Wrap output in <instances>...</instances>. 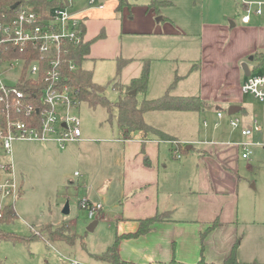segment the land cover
<instances>
[{
	"label": "crops",
	"instance_id": "obj_1",
	"mask_svg": "<svg viewBox=\"0 0 264 264\" xmlns=\"http://www.w3.org/2000/svg\"><path fill=\"white\" fill-rule=\"evenodd\" d=\"M97 1L105 8L88 9V0H78L81 6L73 10L85 11L84 18H90V12L107 9L104 1ZM137 1L129 3L131 6L126 9L123 32L144 41L143 46L137 47L129 54L132 57L126 59H133V70L141 72L145 61L168 64L163 67L165 75L161 72L163 80L160 78L154 83L152 68L155 65H152L147 93H153L150 97H156L154 93H166L179 77L173 95L199 96L212 108L201 113L163 111L145 115L146 118L153 113L162 114L146 120L147 124L176 139L175 143L142 132L125 137L120 131H113V136L104 144L91 146L83 161L77 162L79 169L70 180V188L94 205L103 206L99 224H106L111 230L107 249L119 238L118 254L128 264H168L173 260L197 264L202 255L207 263L224 264L239 239L238 261L262 264L260 249L250 245L245 235L247 228L254 229L264 224V220L255 218L251 210L241 204L244 162L249 158L242 157L238 142L253 135L243 136L242 129H252L257 122L252 121L245 107L242 86L248 77L243 64L248 65L251 75L264 74L263 68H257L253 56L264 53V0H247L263 3L261 14L254 13L256 6L252 8L249 23L242 21L245 7L237 4L235 11L233 0H222L220 6L212 5L200 14L196 9L195 12L183 9L189 16L186 21L193 26L184 24V18L182 21L171 13L164 15L167 20L161 22L148 8L151 0L142 4ZM158 1H168L173 6L164 7L161 12L177 7L170 0ZM119 2L113 9L119 11ZM85 26L88 42L86 23ZM151 37L160 40L156 46L148 42ZM187 38H199L200 42L192 44ZM187 61L194 64L187 77L197 74L198 78L185 83L187 79L180 76V69L175 71L173 66ZM157 98L160 97L150 100ZM231 107L238 109L232 115L229 114ZM219 113L223 114L221 119ZM233 117L241 120L240 128L230 126ZM252 138V145L258 144L254 142L256 137ZM84 142L88 140L83 134L79 143ZM177 143L191 149L180 151L177 157ZM69 151L74 152L72 147ZM75 173L80 176L75 177ZM68 205L66 215L72 212L70 202ZM158 213H170V217L156 223L145 235L131 236L137 233L142 220ZM215 223L217 226L203 240V234ZM96 255L81 260V264H110L98 260Z\"/></svg>",
	"mask_w": 264,
	"mask_h": 264
},
{
	"label": "rangeland",
	"instance_id": "obj_2",
	"mask_svg": "<svg viewBox=\"0 0 264 264\" xmlns=\"http://www.w3.org/2000/svg\"><path fill=\"white\" fill-rule=\"evenodd\" d=\"M102 1L107 4V9L104 12H90V18H84V22L88 27V38L92 41V45L91 53L83 62L82 67L93 73L94 83L104 87L106 97L111 103L115 104L120 98V93L114 89V83L129 84L141 72L138 71L139 69L137 71L133 70V60L124 67L120 77H118V62L120 59L132 57L129 54H133L137 47L143 46L142 42L144 40L141 37L134 38L123 32L128 6L121 9L122 11H118L116 8L113 9L118 0ZM135 1L128 0L129 3H135ZM146 1L138 0L137 4ZM170 1L175 2L174 6L177 7L174 10L164 9L162 11L163 15L167 16L171 13L181 18L182 21V18L185 21L189 19V16L184 14V10L194 11L196 9V12L200 14L212 5L220 6L222 2V0ZM74 2V8L79 9L81 4L78 0ZM233 2L236 11L239 0H233ZM170 7L173 6L167 8ZM93 15L95 16L93 17ZM231 18L235 19L233 16ZM187 21L184 24L194 25ZM102 30L105 32V37L99 38ZM187 39H190L186 41H191L192 44L200 42L199 38ZM159 41L157 38L151 37L148 42L156 46ZM149 63L150 71L152 65H155L152 68V82L154 83L155 80L160 81L162 73L164 72V75L166 73L165 70L163 71V67L168 64H164V62L153 63L151 60H149ZM193 65V63L187 61L179 62V65L173 67L175 71L178 68L180 69V76H184L187 79L185 83H188L198 78L197 74H194L191 78L187 77ZM125 68L127 69L125 70ZM164 93L154 94H156V97H161ZM152 94L147 93L146 98H156L150 97ZM138 98L142 100L143 96L139 95ZM245 107L252 121L256 120L261 127V131L253 133L251 137L238 142V144L245 142L252 144V137H256L254 142H258V144H253L249 148V160L244 162L241 204L243 207L249 208L255 218L264 220V103L247 94L245 95ZM77 113L80 115L81 128L88 142L70 144L66 150H61L55 143L17 142L14 145L13 162L20 183L24 181V193L16 203L17 219L5 225L4 230L26 238H31L35 234H42V237L28 244L2 241L0 243V257L5 264H72L69 259H74V261L81 264V260L101 254L108 250L107 248L110 246L107 243L111 230L106 224L100 223L95 231H88V227L93 220L89 218L86 211L80 209L78 203L82 195L70 188V180L74 179V172L79 169L77 162L83 161L91 146L104 144L108 140L107 138L113 136V131L119 133L117 112L114 110L112 122L108 121V111L102 106L93 108L87 103H82ZM214 113L216 112L214 111ZM157 115L162 114L147 115L145 121H151L152 117ZM225 117L229 118L227 113H225ZM69 147L73 148V153L69 151ZM69 202L72 212L66 215L65 209ZM49 226L54 229L67 226L72 233L78 236L74 245L50 241L46 230ZM245 235L250 245H256V248L260 249L259 258H261V261L259 262L264 264V259H262L264 258V224L251 230L247 228Z\"/></svg>",
	"mask_w": 264,
	"mask_h": 264
},
{
	"label": "built area",
	"instance_id": "obj_3",
	"mask_svg": "<svg viewBox=\"0 0 264 264\" xmlns=\"http://www.w3.org/2000/svg\"><path fill=\"white\" fill-rule=\"evenodd\" d=\"M68 1L69 7L56 8L49 15L22 7L11 21H0V218L16 210L20 197L21 183L13 162L17 142L55 143L65 150L82 141L77 111L83 102L72 75L79 70L76 51L86 43L85 11H74L75 0ZM239 4L246 9L244 23H249L254 6V13H262V2L239 0ZM91 8L105 6L88 0V9ZM242 92L264 103V74L250 75ZM218 117L221 119L223 114ZM230 126L240 128L241 120L231 118ZM260 131L256 122L252 129H242V135L249 137ZM238 146L243 150L242 157L248 159L252 144ZM175 154L180 157L178 149ZM79 176L75 173V177ZM79 207L91 220L101 219V204L94 205L83 196Z\"/></svg>",
	"mask_w": 264,
	"mask_h": 264
},
{
	"label": "trees",
	"instance_id": "obj_4",
	"mask_svg": "<svg viewBox=\"0 0 264 264\" xmlns=\"http://www.w3.org/2000/svg\"><path fill=\"white\" fill-rule=\"evenodd\" d=\"M18 4V7L13 10V6ZM63 0H0V21H11L14 19L16 11L19 8H28L38 13L49 15L54 9L64 7ZM131 6L128 0H120L119 10L124 7ZM172 6L171 2L151 0L148 8L153 10L159 21L164 22L167 18L162 14L161 10L164 7ZM84 32L86 34V26L84 25ZM105 35L102 32L99 38H103ZM92 41L84 43L77 49L75 54V61L79 66V70L76 74L72 75V82L80 92V100L83 103H87L90 107L96 108L98 106L104 107L109 114L108 121L112 122L114 110L117 112V125L120 132L125 136H130L136 132H142L144 134H150L158 137L164 141L176 142V139L163 131L150 126L145 121V115L152 112L163 111H177V112H198L201 113L212 108L207 102L201 99L199 96H187L179 97L172 94V90L176 87L179 77H176L175 81L171 84L167 92L160 98L150 100L146 98L149 81H150V63L145 61L142 72L139 77L134 78L128 85L115 82L113 87L119 91L120 98L113 104L105 95V88L97 85L93 81V73L91 71L83 69V62L88 58L91 53ZM254 60L258 63L257 68L264 69V53H256L253 55ZM133 59H120L118 62L117 76L120 77L122 70L125 66L130 64ZM136 91V95H131L130 92ZM139 95L143 96L142 100H139ZM177 149L179 151L187 152L180 143H177ZM20 197H22L24 191V181L20 184ZM17 211L15 209L9 210L3 218H0V243L2 241H9L13 243H25L28 244L31 241L37 240L42 237L40 235H33L31 238L22 237L18 234L8 232L4 230V226L14 222L17 219ZM170 217V213H158L152 218L142 220L137 233L131 236L139 237L149 233L156 223L166 221ZM217 226L215 223L206 233L203 234V240L205 236ZM48 238L54 242H65L69 245H74L77 235L72 233L67 226L54 229L52 226L46 228ZM120 239L103 254L96 255L95 257L100 261L109 262L110 264H128L121 260L118 254V245ZM240 239L235 245L232 254L225 261L224 264H256V263H241L237 259L236 251L238 249ZM0 264H5L0 257ZM164 264V263H160ZM168 264H184L173 260ZM197 264H210L205 260L202 255L201 260Z\"/></svg>",
	"mask_w": 264,
	"mask_h": 264
},
{
	"label": "water",
	"instance_id": "obj_5",
	"mask_svg": "<svg viewBox=\"0 0 264 264\" xmlns=\"http://www.w3.org/2000/svg\"><path fill=\"white\" fill-rule=\"evenodd\" d=\"M64 3H65V5H66L67 7H69L70 4H69V1H68V0H64ZM17 7H18V4L14 5L12 9L15 10ZM251 60H253V57H251ZM243 69H244V71H245V73H246V76L249 77V76L251 75V72H250V70H249L248 65H247V64H243ZM130 94H131V95H136V91H132V92H130ZM237 110H238L237 107H231V108L229 109V114L232 115V114H234L235 111H237ZM186 149H187V150H190V149H191V146L186 147ZM68 207H69V205L67 204V206H66V210H65V213L68 212V211H67ZM98 224H99V220L95 219L94 221H92L91 224H90L89 227H88V231H90V232L95 231V229H96V227L98 226Z\"/></svg>",
	"mask_w": 264,
	"mask_h": 264
}]
</instances>
